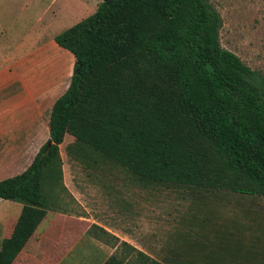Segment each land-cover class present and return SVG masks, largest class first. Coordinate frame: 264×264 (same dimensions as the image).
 Wrapping results in <instances>:
<instances>
[{
  "label": "trees",
  "instance_id": "trees-1",
  "mask_svg": "<svg viewBox=\"0 0 264 264\" xmlns=\"http://www.w3.org/2000/svg\"><path fill=\"white\" fill-rule=\"evenodd\" d=\"M98 1L54 36L74 64L48 139L22 172L0 180V199L22 203L0 264H12L50 209L43 187L62 179L66 134L78 161L95 164L98 153L141 182L264 198V74L221 46L211 1ZM91 227L99 239L114 237ZM133 251L103 264H163Z\"/></svg>",
  "mask_w": 264,
  "mask_h": 264
},
{
  "label": "rangeland",
  "instance_id": "rangeland-1",
  "mask_svg": "<svg viewBox=\"0 0 264 264\" xmlns=\"http://www.w3.org/2000/svg\"><path fill=\"white\" fill-rule=\"evenodd\" d=\"M81 1L85 8L70 12L71 17L59 13L53 24L50 11L42 21L29 20L28 15L17 20L14 58L29 54L42 40L93 13L99 2ZM210 1L221 16V46L264 74V0ZM16 8L13 21L19 15ZM72 61L67 56L65 63ZM68 82L54 96L63 93ZM73 140L67 134L59 147L62 179L43 187L50 209L68 217L65 226L49 230H76L75 239L81 242L62 264H94L110 255L127 262L133 248L163 264H264V247L251 244L252 239L259 244L264 238V198L141 182L125 168L105 163L98 153L93 157H100V162L78 161L67 153ZM8 204L0 203V213L15 215L17 207ZM93 224L104 226L114 237L97 238ZM85 235L93 238L91 245L85 244Z\"/></svg>",
  "mask_w": 264,
  "mask_h": 264
},
{
  "label": "crops",
  "instance_id": "crops-1",
  "mask_svg": "<svg viewBox=\"0 0 264 264\" xmlns=\"http://www.w3.org/2000/svg\"><path fill=\"white\" fill-rule=\"evenodd\" d=\"M86 6L81 0H0V180L22 172L48 139L49 114L57 98L54 95L66 80H70L74 64V56L55 42L57 33L46 41L42 40L29 54L14 58L17 48L13 28L16 21L23 15L35 22L42 21L50 11L52 20L49 23L53 24L57 14L67 17L70 12ZM13 7H17L19 14L14 21L11 16ZM67 56L73 60L69 71L65 63ZM65 187L68 190V186ZM3 202L17 209L15 215L0 213V242L11 234L22 209V203L0 199V203ZM45 219L46 224L41 226ZM67 219L66 213L48 209L12 264H62L81 245L80 240L75 239L76 230H49L65 226ZM84 241L91 245L93 238L89 236ZM251 244L264 247V238L259 244L252 239ZM86 257L93 256L87 254ZM104 261H95L94 264H103Z\"/></svg>",
  "mask_w": 264,
  "mask_h": 264
},
{
  "label": "water",
  "instance_id": "water-1",
  "mask_svg": "<svg viewBox=\"0 0 264 264\" xmlns=\"http://www.w3.org/2000/svg\"><path fill=\"white\" fill-rule=\"evenodd\" d=\"M50 144H51L50 142H47L46 146H47V147H49V146H50Z\"/></svg>",
  "mask_w": 264,
  "mask_h": 264
}]
</instances>
